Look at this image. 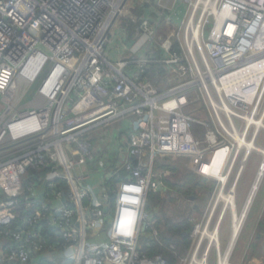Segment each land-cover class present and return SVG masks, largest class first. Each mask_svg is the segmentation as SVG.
Here are the masks:
<instances>
[{
	"label": "built area",
	"instance_id": "built-area-1",
	"mask_svg": "<svg viewBox=\"0 0 264 264\" xmlns=\"http://www.w3.org/2000/svg\"><path fill=\"white\" fill-rule=\"evenodd\" d=\"M179 2L185 4L180 24L174 22ZM128 3L0 0V150L10 146L0 151V264H29L36 255L48 260L57 246L73 264H167L161 254L141 253L155 157L182 154L201 172L223 149L224 168L236 164L232 141L217 133L231 136L228 129L241 132L238 121L259 117L264 90L260 84L249 99V89L236 96L222 86L252 58L264 0H206L198 20L199 1L187 9V0H177L172 9L161 7L158 21L143 17L132 41L129 24L121 23ZM163 18L176 27L171 33H161ZM113 29L116 47L108 58ZM159 46L163 54L154 57ZM197 101L214 130L188 112ZM131 116L137 128L127 121ZM119 118L127 136L117 139L116 150H99L89 133ZM199 126L205 135H197ZM89 168H103L98 199L87 184ZM45 224L58 244L44 236Z\"/></svg>",
	"mask_w": 264,
	"mask_h": 264
},
{
	"label": "rangeland",
	"instance_id": "rangeland-1",
	"mask_svg": "<svg viewBox=\"0 0 264 264\" xmlns=\"http://www.w3.org/2000/svg\"><path fill=\"white\" fill-rule=\"evenodd\" d=\"M142 1L144 0H129L127 6V10H129L127 14L130 17L134 15L133 9L135 8L136 4H139ZM175 1L177 0H163L158 6L160 8L163 7L164 9H172ZM180 1L185 2V0ZM198 1L199 0H187V3H189V5L187 4V9L190 8V5L191 7L193 5H197ZM204 8L205 7L202 2L198 3L197 7H195L197 11V20L204 13ZM123 20H125V17L121 19V23L123 22ZM181 21L183 20L181 19L180 21H178L179 24ZM165 22L166 20L161 23V33H171L176 27L173 26V24L169 21V26L167 27V24ZM175 25H177V23ZM210 28L211 25H208L207 28L204 29L207 34L210 31ZM116 35L117 31L113 29L107 38L106 56L108 58H111L114 54V48L116 47L114 45V38L116 37ZM247 55L253 57V51L249 50ZM43 76L44 74L36 83L32 85L30 93L23 100L24 103L30 100L32 94L38 88ZM171 83L173 84L174 80H172ZM192 92L194 100H197L199 93L197 87H194V90ZM202 103H200L199 101L193 103L189 106L188 109L190 111L188 112L192 113V115L196 117L200 115L199 118L209 122L207 124V127L214 130L215 126H213V122L209 116V112L208 117L211 119V121H209V118L206 116L207 114L203 111ZM263 112L264 96L262 99V104L259 108V117L263 114ZM122 123L123 120L121 118L115 119L114 121L106 123V125L97 127L91 132V135L94 138H99L101 136H104V134H115L116 129L120 127ZM244 126V124H239V121L236 124V127L238 129L241 128V131L244 130ZM196 129L199 130L197 132L198 136L201 132H203V135H205L206 129L204 127L201 129H199V127H196ZM253 129H251L248 137L252 136ZM221 133V135L217 133L218 137L221 138V141H224L226 138L230 139L234 145L233 154L237 153V150L238 155L236 164L233 168H221L223 163L225 165L226 162L224 153L226 150H219L218 153L212 155L211 162H216L214 164L217 165V172H219L220 174V176L217 175V179L198 171L193 167L190 157H186L182 154H162L156 156L154 160L152 184H155V186H152V188L157 191L158 195L161 198V202L157 204L158 209L161 210V214L166 216L167 219H169L172 223H180L185 219L193 222V229L191 230L189 236L190 241L187 242L188 248L184 250V253L182 252L183 257L180 261V264H198L196 263L197 261L194 260V258L197 257L198 260H201L208 247H210L211 250H209L207 264H218L219 255L221 253H225L228 247L233 228V210L227 208L219 229V244H211L208 235L204 234L206 228H208L210 233L213 232L216 224L220 220V216H222L223 209L225 208L224 201H218V195L220 191H222V189L226 193H229V190L234 184L235 179L238 177L236 187H234L236 188L234 193V205L236 215H240L244 209L245 202L250 194L251 188L256 180L260 168L262 167L263 153L258 150L248 149L247 146L245 149V147L242 146V150L240 151L239 155L237 141L234 140L226 132L221 131ZM249 139L252 140L251 137ZM249 139L246 142H249ZM256 145L260 148H264V129H262L256 137ZM248 150L250 151L248 152L247 157H245ZM241 166H243V168H241ZM191 175H194L192 181L193 184L199 183V186L193 187L192 184H190L189 177ZM259 230L264 231V174L261 178L258 190L253 198V201L247 213V217L245 219L239 237L235 243V246L231 251L227 264H240V260L244 255L245 249L247 247V243L252 240V238L256 235V232Z\"/></svg>",
	"mask_w": 264,
	"mask_h": 264
},
{
	"label": "bare ground",
	"instance_id": "bare-ground-1",
	"mask_svg": "<svg viewBox=\"0 0 264 264\" xmlns=\"http://www.w3.org/2000/svg\"><path fill=\"white\" fill-rule=\"evenodd\" d=\"M206 0H199V2H205ZM234 30L233 24H229L227 33L231 34ZM254 32V31H253ZM251 32V33H253ZM251 50L253 51L254 56L251 59H248L249 62L246 63L242 70L237 71L230 75L227 80L224 82V85L222 86L228 89V92L232 95L235 94L236 96L241 95L244 93L245 89H249L251 95L249 99H251L252 93L256 90L258 86H263L264 90V23L260 27V30L258 32V35L254 37L252 44H251ZM243 56V49L239 48V57ZM246 57V56H244ZM247 58V57H246ZM247 60V59H246ZM220 85V84H219ZM221 86V85H220ZM260 86V87H261ZM233 88V90H231ZM248 121L245 123V128L241 132L238 130L234 131L233 129H228V132L233 136L236 141L239 148V152L242 150V146L248 147V149L252 150H258L261 153H263V162L262 167L260 168V171L256 177V180L251 188L250 194L245 202V206L241 214L235 213V205H234V193L236 187L238 177L235 179L234 184L229 190V193H226L223 189L219 193L218 201L223 200L225 208L223 209L222 216H220V220L216 224L214 230L212 233L206 228V231L204 232L205 235H208L210 239V243L217 245L219 244V229L221 225V221L223 219V216L225 212L227 211V208L230 210H233V228L229 240L228 247L225 251V253H221L219 255L218 264H227L228 259L230 257L231 251L239 237V234L241 232V229L243 227V224L245 222V219L247 217L248 210L251 206V203L253 201V198L258 190L261 178L264 174V148H260L256 145V137L260 133L262 129H264V116L260 117H253L251 115L247 116ZM254 128V129H253ZM256 128V129H255ZM251 129H253V134L251 137L252 140H250L248 137ZM23 130H26V128H23ZM248 139L250 140L249 142ZM248 150L246 152L245 157H247ZM216 163V162H214ZM210 162L209 165H204L202 168V171L204 174L210 175L217 179L218 176H220L219 172H217L216 165ZM224 168V167H223ZM243 168V166H241ZM218 175V176H217ZM240 177V174H239ZM226 181V180H225ZM224 188V187H223ZM217 201V202H218ZM217 207V206H216ZM235 214V215H234ZM209 226V225H208ZM219 247V246H218ZM198 250V248H197ZM209 250H211L210 247L206 249V252L201 260H198L197 257L194 258L198 264H207L208 256H209ZM193 260V261H194ZM192 262V261H191ZM195 264V263H193Z\"/></svg>",
	"mask_w": 264,
	"mask_h": 264
},
{
	"label": "trees",
	"instance_id": "trees-1",
	"mask_svg": "<svg viewBox=\"0 0 264 264\" xmlns=\"http://www.w3.org/2000/svg\"><path fill=\"white\" fill-rule=\"evenodd\" d=\"M178 10L184 9L185 4L183 2H179ZM156 10V1L150 0L143 1L142 3L136 4L135 8L133 9V16L126 15L124 23L129 24V40L132 41L134 38H138L140 36V23L143 17H147L148 11L150 9ZM178 14V12L176 13ZM175 16L177 17V15ZM151 18V17H150ZM163 54L162 48L159 46L155 48L154 57H160ZM161 72V71H160ZM156 72V73H160ZM164 71H162L163 73ZM194 175L189 177L190 184L192 186H199V183L193 184ZM64 189L66 192H69V187L65 181L62 182ZM161 198L158 195L155 189H150L146 209L151 214V227L156 226L158 229V234L154 235L152 230L149 228L145 231L142 235L141 239V253L145 254L149 257H152L156 254H161L166 259L167 264H180L182 259V254L184 250L188 248L187 242L190 241V233L193 229V222L188 219L180 223H172L166 216L161 214V210L158 209V203ZM114 202V198H111V203ZM12 230L15 229V225L12 226ZM44 236L47 237L52 244H58L57 233L54 229L50 228L48 224H45L43 227ZM182 239V240H181ZM177 243H176V242ZM174 243L176 244V250H172L169 248V244ZM183 252V253H182ZM39 263L41 264H48L42 257H39ZM50 264V263H49Z\"/></svg>",
	"mask_w": 264,
	"mask_h": 264
},
{
	"label": "crops",
	"instance_id": "crops-1",
	"mask_svg": "<svg viewBox=\"0 0 264 264\" xmlns=\"http://www.w3.org/2000/svg\"><path fill=\"white\" fill-rule=\"evenodd\" d=\"M146 1H149V3H150V0H146ZM177 8H179L178 5L176 6V9ZM160 12H161V8L158 6V3L156 2V10L153 9V8L150 9V11H148V15H145V16L151 17V19L154 20V21H158ZM174 12L176 14L178 11L176 12L174 10ZM166 14H167L166 16H169L170 19H171V15L172 14L170 15L169 12H167ZM176 15H177V17L175 16L176 19H174L176 21H174V22H177L178 18L180 19L181 15H182V11L180 10L178 12V14H176ZM164 20H166V19L163 18L162 22ZM169 22L172 23L171 21H169ZM165 23L167 24V27H168L169 25H168V21L167 20H166ZM172 78L176 79L174 76H172ZM200 103H202V102H200ZM202 109L207 114L206 116L208 117V111H207V109H206V107H205V105L203 103H202ZM197 117L199 118L200 115H198ZM131 120H132V122H134V125H133L134 127L133 128H137V122H136L137 120H136L135 116H131L130 118L127 119V121H131ZM209 121H211L210 118H209ZM208 123L209 122H207V124ZM125 124H126V122L123 121V123L120 125V127H118L116 129V133L115 134H111V133L109 134L108 133L107 135L104 134V136H101L99 138H94L93 137L94 141L97 143V146H98L97 148L99 150L102 149L103 152H107V149L116 150L118 145H119V141L117 139L119 137L122 138L123 135L127 136L126 131L121 130V127L124 126ZM201 128L202 127L199 126V129H201ZM121 132H123V133H121ZM118 133H121V134H118ZM89 134L91 135V133H89ZM200 135H203V132H201ZM128 137H129V135H128ZM101 144H103V146H101ZM99 155H100V153H99ZM101 157H103V156H101ZM115 159H116V157H115ZM223 165H224V163H223ZM223 165H222L221 168H223ZM216 167H217V165H216ZM102 169L103 168H89V171L91 172V178L89 180H87V184H89L92 187L94 194L97 196V199L100 198V196H101V188H100L101 186H100L99 172ZM112 169H115V168H107V170H112ZM149 214H150V212H149ZM150 217H151V214H150ZM151 218H150V220H151ZM150 225H151V221H149V225H148L146 230H148L150 228L152 230L153 234H154V230L158 234V229L156 228V226L155 227L154 226L151 227ZM263 236H264V231H260L259 230V231L256 232V235L252 238V240L247 243V247L245 249L244 255L242 256V258L240 260V264H264V237ZM171 245H176V244H174V243L169 244L168 245L169 248H170ZM62 247L61 246H57V247H54L52 250H49L47 252V255H48L47 259L48 260H45V261L48 262V263L51 262L52 264H73V261L71 259H69L67 256H65L64 247L63 248ZM38 263H39V257L36 255L35 258L33 259V261L31 263H29V264H38Z\"/></svg>",
	"mask_w": 264,
	"mask_h": 264
},
{
	"label": "water",
	"instance_id": "water-1",
	"mask_svg": "<svg viewBox=\"0 0 264 264\" xmlns=\"http://www.w3.org/2000/svg\"><path fill=\"white\" fill-rule=\"evenodd\" d=\"M9 147H10V146L4 147V148H2L0 151H2V150H4V149H7V148H9ZM63 201L65 202V201H66V198H64ZM106 211H108V210H106ZM11 264H16V263H11Z\"/></svg>",
	"mask_w": 264,
	"mask_h": 264
}]
</instances>
